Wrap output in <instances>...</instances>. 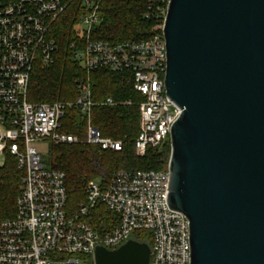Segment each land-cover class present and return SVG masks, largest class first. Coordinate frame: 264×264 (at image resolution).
<instances>
[{
  "label": "built area",
  "instance_id": "1",
  "mask_svg": "<svg viewBox=\"0 0 264 264\" xmlns=\"http://www.w3.org/2000/svg\"><path fill=\"white\" fill-rule=\"evenodd\" d=\"M103 0H0V154L13 156L24 172L16 214L0 218V264H84L99 246L116 249L136 231L152 237L149 264H191L190 220L170 207L168 169H121L109 179L88 183L87 198L76 208L68 204L65 174L49 168L37 141L84 142L121 151L124 142L104 136L91 122L96 105L131 104L109 96L94 100L90 75L106 69L129 81L143 97L140 129L135 139L139 156L159 149L171 137L182 110L166 94L167 45L164 33L170 0H149L145 18L154 24L141 40L96 38ZM78 12L74 60L87 73L76 81L72 101L31 102L32 74L54 63L58 45L55 26L68 10ZM88 118L87 137L64 131L68 108ZM104 204L116 220L98 231L87 220ZM113 224L112 220L110 221Z\"/></svg>",
  "mask_w": 264,
  "mask_h": 264
},
{
  "label": "water",
  "instance_id": "2",
  "mask_svg": "<svg viewBox=\"0 0 264 264\" xmlns=\"http://www.w3.org/2000/svg\"><path fill=\"white\" fill-rule=\"evenodd\" d=\"M169 198L191 264H264V0H170ZM151 246H99L94 264H149Z\"/></svg>",
  "mask_w": 264,
  "mask_h": 264
},
{
  "label": "trees",
  "instance_id": "3",
  "mask_svg": "<svg viewBox=\"0 0 264 264\" xmlns=\"http://www.w3.org/2000/svg\"><path fill=\"white\" fill-rule=\"evenodd\" d=\"M149 0H103L101 23L95 28L96 38L109 41L141 40L151 35L153 22L145 18ZM78 12L68 10L56 24L54 37L57 41L55 60L50 66L37 67L30 82L28 98L31 102L72 101L78 90L76 81L87 77L84 69L74 60L71 46L77 38L76 22ZM94 100L113 97L131 104L117 106L96 105L92 109L91 122L104 136L122 140L121 151L104 150L98 145L84 142L57 144L50 142V150L44 161L51 169L64 172L68 204L76 208L87 198L88 183L96 178L109 179L121 169H162L169 164L171 142L159 149H149L145 156H139L135 139L140 129L139 102L143 97L132 89L129 81L109 70L91 73ZM64 131L84 140L87 137L88 118L77 107L68 108L64 119ZM11 163L0 167V218H12L17 210V198L22 191L24 172L18 168L17 160L7 154ZM166 169H168L166 167ZM98 231L112 228L116 218L104 204H99L87 217ZM113 224H111V221ZM133 239L152 245L150 232L134 235ZM90 258V257H89ZM89 264H94L90 258Z\"/></svg>",
  "mask_w": 264,
  "mask_h": 264
},
{
  "label": "rangeland",
  "instance_id": "4",
  "mask_svg": "<svg viewBox=\"0 0 264 264\" xmlns=\"http://www.w3.org/2000/svg\"><path fill=\"white\" fill-rule=\"evenodd\" d=\"M170 139H171V137L168 138V141H170ZM36 146L41 151V153L43 155V160L45 161L46 158H47L48 152L50 150V141L49 140L37 141L36 142ZM10 163H11V159L10 158H8L5 154H0V167H4V166H6V165H8ZM166 167L168 168L169 164L167 166H163L162 169H166ZM143 232H148V231H136V232H134V234L140 235ZM89 260H90V258L87 257L84 260V264H89Z\"/></svg>",
  "mask_w": 264,
  "mask_h": 264
}]
</instances>
